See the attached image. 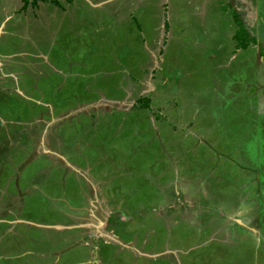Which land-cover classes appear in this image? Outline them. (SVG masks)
Wrapping results in <instances>:
<instances>
[{
    "label": "rangeland",
    "instance_id": "1",
    "mask_svg": "<svg viewBox=\"0 0 264 264\" xmlns=\"http://www.w3.org/2000/svg\"><path fill=\"white\" fill-rule=\"evenodd\" d=\"M140 1L115 3L130 6ZM167 1L160 6L159 15L158 6L144 4L139 8L143 12L135 11L133 19L126 18L125 10L114 4L110 10L119 11L123 18L108 8H85L87 14L78 18H82V27L85 21L81 22L91 18L84 27L89 33L74 34L78 18L68 32L60 28L59 17L47 21L41 15L29 37L23 18L16 16L7 23L10 34L2 36L0 50L14 52L15 58L24 62L8 67L9 72L18 74V83L14 77L6 78L0 68L2 115L15 109L21 112L18 119H32L40 105L41 111L56 113L60 103L53 91L57 72L43 66L38 74L30 59L32 53L40 51L48 53L50 61L58 58L60 63V46L69 43L78 47L76 60L81 71L65 81L63 90L81 103L89 98L97 102L92 118L84 116L86 110L79 105L70 113L77 117L73 125L65 115L52 120L48 131H39L33 122L32 129L16 131L21 120L7 123L2 118L1 161L10 156L6 168L17 165L14 171L22 170L18 177L0 185V264H264V128L260 125L264 126V117L258 111L259 124L245 118L251 105L247 98L255 95L256 89L241 85L239 102L245 105L239 109L219 94L220 84L209 75L215 68L213 42L219 44L220 40L206 41L208 49L197 50L186 35L195 32L189 24L200 26L197 19L203 20L206 7L201 12L197 7L192 12L184 9L187 16L177 22L180 33L175 31L180 38L172 45L167 61L162 63V57H157L154 76H150L151 71L142 73L148 69V50L143 51L142 41L126 33L138 31L136 25L141 29L147 18L149 24L156 21L161 49ZM47 4H53L52 9L60 7L54 2ZM218 8L223 11L222 6ZM228 9L226 6L225 12ZM217 15L210 17L208 31L215 29ZM240 17L238 13L233 38L237 44L247 48L250 42L260 50L264 29ZM68 23L65 18L64 26ZM44 25L48 30L41 33ZM77 27L80 29L79 24ZM64 32L74 40L61 39ZM169 33L168 29L165 46ZM49 35L54 40L47 43ZM144 35L150 36L145 28ZM150 41L151 37L146 39ZM259 50L257 60L264 64V48ZM240 58L235 65L240 64ZM136 60H143V65ZM160 73L165 83L157 85ZM137 74L142 76L138 84L130 79L138 80ZM260 85L257 81L258 110L264 103ZM175 87L181 91L177 96L170 94ZM15 90L31 95H27L31 97L28 100L34 105L27 106L22 102L28 103L27 96L20 98ZM140 96L149 100L150 107L146 101H136ZM110 97L125 102L113 105L123 112L104 114ZM35 98L44 103L37 104ZM154 99L163 110L152 106ZM213 106L219 114L210 112ZM178 111H182L179 121L191 124V131L170 128V117ZM205 168L210 175L202 174ZM1 171L3 175L7 172L5 168Z\"/></svg>",
    "mask_w": 264,
    "mask_h": 264
},
{
    "label": "crops",
    "instance_id": "2",
    "mask_svg": "<svg viewBox=\"0 0 264 264\" xmlns=\"http://www.w3.org/2000/svg\"><path fill=\"white\" fill-rule=\"evenodd\" d=\"M58 1V0H57ZM109 1V2H107ZM146 1V2H144ZM18 2H20L21 5H18ZM28 4L27 6H25L26 4L24 3V0H0V11L2 13V17L0 18V40L2 38L3 35H8L10 34V31L7 29V23L12 20L15 19L16 16L19 18H23L24 19V25L26 26V30L25 33L27 34V36L29 37L32 32V30L35 28L33 27L34 24H36V22H39L40 17L42 18L41 15H44L46 20L49 21V19H54L57 21L58 17L60 18V28L62 30H67L68 32H71V26L73 24V21H75L78 16L80 15H86L87 12H85V8L88 9L89 11H96V8H104V9H109L110 10V6L111 5H118L119 7L122 8L119 9L120 11L123 12V9L125 10V16L130 17L131 19H133L135 15V11L137 12H143L141 11L139 8L144 5V4H151L152 6H158L159 12L158 15L160 14V10H161V5L162 3H165V0H141L140 3H134L133 5L130 6H123L122 4H119V2L115 3V0H60L59 3L56 4H60L59 6H56V9H52L53 8V4L52 5H48L47 3H52L54 2L53 0H28L27 1ZM55 3V2H54ZM208 3L212 4V7L208 6ZM216 5L217 8H214L213 5ZM134 5H136V10H131L132 6L133 9H135ZM222 6L221 9H223V11H220L218 7ZM228 7V12H225V7ZM198 8V12H201L203 10V7H206V13L202 16L203 20H199L197 19V22L200 23V26L196 27V28H192L191 25L189 24L191 29H195V32H187L186 35L190 38H192L193 43H195V47L197 50L199 49H205L209 47V42L206 43V41H213L215 39H219L220 42L219 44H216L213 42V44L215 45V47L212 48L213 50V55L212 58L215 60L214 62V69L212 71V74L209 75V77L213 76L214 78L216 77V80L218 81V84H220V88H219V94H221V96L223 98H225L227 96V102L228 103H232L233 107L236 109H239L240 105H245L244 101H240L239 100L241 98L240 94H242L241 90V85H245L246 88H252L255 87L254 89H256V93L255 95L251 96L250 98H247L251 101V105L248 106V110L246 111V116L245 118L248 120H251V123L253 120H255L257 123L259 121V115L258 114V109L256 106V102H257V81L260 82V88H261V96L262 99L264 101V64L262 62H260L261 60H257L256 56L258 53V47L256 44H251L250 42L247 44V48L243 45V44H237V42L235 41V39L233 38V31L234 29H236V27L233 26L236 24L237 25V21L235 20V18H237L236 16V12H234V10L239 11L241 13V15L243 17H241L243 20L244 19H250L252 21V25L257 24V28L259 30L264 29V17H261V15L264 16V0H168L167 3L164 6V18H163V22H164V29H165V36L164 39H166L167 37V33H168V29H169V37H168V45L165 46V42L163 39V44H162V48H159L160 45V39L158 38V31H159V26L156 23V21H154V24H149L148 22V18L146 21L142 22V28L139 29V26L136 25V28H138V31L136 29H131L129 32L126 33V35L129 38H133L136 39V41H139V39L142 41L140 44L143 47V51L144 49L148 50L147 51V59L145 60L148 63V69H146L144 72L147 71H151V75L150 76H154L155 73V67L157 64V62H159L157 60V57L161 58L162 57V63H165L167 61V57H168V53L172 51V45L175 43V41H177L180 37L178 35V37L175 34V31L177 33L179 32V26L177 24V22L179 21V19L183 18L184 16H187V12L185 11H189L192 12L195 10V8ZM58 8H60V10H58ZM218 9V11H217ZM111 11V10H110ZM156 13V10L154 11ZM38 13V15H37ZM112 14L117 15L118 17H122V14H120L119 11L114 13L111 11ZM213 13H218V15L216 16V22H215V29L212 28L210 31H208V27H206L207 25H210V17H212ZM40 15V16H39ZM157 15V13H156ZM230 15V16H228ZM261 17V18H260ZM65 18H68L69 23L66 24V26H64V21ZM123 18V17H122ZM234 18V20H233ZM240 18V20H241ZM80 20H82V18H78L75 21L76 24V32L74 31V34H78L81 31H85L86 32H90V30L88 28H86L84 30V27L87 25V23L91 20V18H85L81 23H83V27L82 24L80 25ZM150 21V20H149ZM235 22V24H234ZM77 24H79L80 29L77 27ZM112 24V23H110ZM109 24V25H110ZM166 24L168 25V29H166ZM107 25V24H104ZM144 28L147 31V34H149L150 36L144 35ZM41 33L42 31H47V27H45V25L43 26V28H41ZM96 27H95V31H96ZM182 32V30H180ZM228 31H230L228 33ZM40 33V34H41ZM45 32H43L44 34ZM97 33V32H96ZM233 33V34H232ZM30 34V35H29ZM66 33L64 32L62 34L63 37H61V39H64V41L68 40H74L75 37H72L71 35H65ZM142 34V35H141ZM75 36V35H74ZM151 37V41L150 42H146V39L148 40V38ZM35 38V37H34ZM50 39H48L47 43H49L52 39V37H49ZM225 39V42H223V40ZM152 41H157L156 42V46H151ZM25 43H29L30 41H23ZM61 43V41H60ZM75 44L73 43H69L66 46H60V50L62 53H64V55L60 52V54H58V56L60 57V63L58 62L59 59L54 58V62L49 60V55L48 53H44V52H38V53H32V58L30 60H32L31 62L34 63L35 67L34 69L36 70V72L38 74H40V71H43V66L45 68L49 67V70H55L56 73V78L58 77V79L56 80L57 82H54V87H53V91L56 93V96H58L57 98L60 99V103H57L58 108L56 110V113H51L49 110L47 111H41V105L39 106V110L35 109V115H31L32 119H28V120H21L18 119L20 116L18 114V112H20L19 110L14 109L13 113L10 112V110L7 111L6 115H2V111H0V122L2 121V118L7 122H14V120H21V128L20 129H16V131L20 130L23 131L25 128H30L32 129L33 125H37L39 128V131H48L52 120H54L55 118H57L58 120H60L61 118H64L66 115V120H70L68 121L69 124L73 125L74 120L77 119L74 118L73 114H70L73 111V108H76V106H82L86 112L84 113V116H88V118H92V114L95 113L96 110V103L97 100H94L92 98H89L88 100H85L84 102L81 103V101H79L78 99H70L71 97L66 95V92L63 90L64 86H65V81L67 79H72L75 77H77L79 75V72L81 71V69L79 70L78 68H80L78 66V61L76 59L78 58V53H77V48L74 47ZM77 46V45H76ZM259 48L262 52L261 49L264 48V43H259ZM227 47V48H226ZM30 48V47H29ZM165 48V50H164ZM29 51L32 52V49H28ZM218 52V53H217ZM163 53V54H162ZM80 57L82 54V51L79 52ZM246 54V56H245ZM262 53H260L261 56ZM0 56H1V60H0V68L1 71H3L5 74V77H14L16 83H18L19 81V77L17 73H13L12 71L9 72L8 71V67L10 65H14L13 68L18 67V65L22 64V62L24 61H20L19 59L17 60L15 58V53L11 52V53H7L4 51V49L2 48L0 50ZM57 56V55H56ZM55 56V57H56ZM240 56H242L240 58ZM239 57V62L240 64H236L235 65V60L236 58ZM3 58V59H2ZM158 58V59H159ZM164 58V59H163ZM137 61V60H136ZM259 61V62H258ZM68 62H70L68 64ZM138 63H141V65H143V60H138ZM136 62V63H137ZM151 62V65H150ZM220 62V63H219ZM27 64V62H25ZM24 64V63H23ZM258 65V67H257ZM3 69V70H2ZM144 69V68H143ZM157 69V67H156ZM142 71V69H141ZM6 72H8V74H6ZM141 73V74H142ZM216 73V75H215ZM12 74H16L17 76H12ZM141 74H137V78H139L138 80L130 77V79H132L134 82H136L138 84V81L141 80L142 76ZM162 75L164 76V74L160 73L159 76L156 78L155 83L161 82V83H165L164 80L161 81V77ZM141 76V77H140ZM165 77V76H164ZM55 78V79H56ZM129 80V78H128ZM255 85H253V83ZM160 84V83H159ZM4 86V85H2ZM137 86V85H136ZM165 86V85H164ZM238 86V87H237ZM13 86H11L12 88ZM237 87V88H236ZM88 88V87H87ZM177 87L173 88L172 91H170L171 95L177 96L179 93H181V91L176 90ZM235 89H237L238 91L235 92ZM19 90V89H18ZM241 90V92H240ZM60 91V94L58 93ZM15 93H19L18 96L20 98H23L22 96L26 97L28 94H26L24 91L20 94V92H16V90L14 91ZM15 93H13L15 95ZM175 93V94H174ZM249 92H245V95H247ZM166 94L169 95L168 92H166ZM31 96V95H28ZM27 96V100L30 99L31 97ZM142 96L138 97L136 99V101H138ZM73 98V97H72ZM143 98V97H142ZM171 98V97H170ZM36 102L37 104H42L44 103V101L39 100L37 98ZM24 100V99H22ZM77 100V101H74ZM112 100V98L110 97L108 101H106V110L104 112V114H106V116H108L109 114H112L114 112H123L124 110L121 109H117L115 110L114 108V104H118L121 105L125 102L119 100ZM149 102V100H147ZM166 101V100H165ZM248 101V100H247ZM25 102L27 104V106H33L34 104L30 103V100L27 101H22ZM155 108H160V106H158L159 104H161L160 102H157L155 99L153 100ZM168 104V101H166ZM46 103V102H45ZM48 103V101H47ZM46 105H50L49 103ZM249 103V101H248ZM29 104V105H28ZM14 105H16L14 103ZM46 105H44V107H46ZM93 105V106H92ZM95 105V106H94ZM175 105H178L177 103ZM37 106V105H35ZM81 107V109H83ZM93 111H92V108ZM150 107V105H149ZM15 108V106H14ZM246 108V107H245ZM34 109V108H33ZM44 109V108H43ZM95 109V110H94ZM163 108H160L159 111L163 110ZM247 109V108H246ZM260 111H262V109H259ZM78 111H82L80 109H78ZM175 111V110H174ZM49 112L51 114V119L49 116ZM177 112V111H175ZM210 112H215L216 114H219V111L216 107H212L210 109ZM12 115H9V114ZM21 113V112H20ZM46 113V114H45ZM26 113H24L25 116ZM264 114V113H263ZM28 115H26L25 117H27ZM30 116V117H31ZM73 117V118H72ZM182 117V111H178V114L176 116L172 115L170 122L172 123V125L170 124V128L174 130V127L176 129H179L178 131H191V124H186V123H181L179 121V118ZM264 117L263 115H261V118ZM71 118V119H68ZM155 118V121H157V115ZM167 119V117L162 116V119ZM240 118V115H237V119ZM168 121V120H166ZM261 121V119H260ZM259 121V122H260ZM33 122V125L32 123ZM255 122V123H256ZM254 123V124H255ZM259 124V123H258ZM262 128H264V126L261 124ZM260 125L258 130H260ZM190 128V129H189ZM252 131V128L249 130ZM196 133V131H193ZM189 133V132H187ZM197 134V133H196ZM8 139V138H7ZM10 139V138H9ZM6 140V142H9V144L11 145V140ZM1 153V152H0ZM10 156H6L4 158V162L1 161L0 158V165L1 163H5L3 165V167H0V185L1 184H5L8 183V180L12 177V178H16L20 175L21 173V168H17L16 171H14L13 168H15L17 165H14L12 167L11 170H8L6 168L5 165H7L8 163V159ZM7 158V159H6ZM13 158V157H12ZM6 159V160H5ZM5 168L7 170V172L5 173V175H3L1 169ZM206 169V168H205ZM15 172H19L18 174ZM209 174V169H206L202 172L203 175L205 174ZM200 175V174H199ZM185 192L186 195V199L189 198V193ZM191 198V196H190ZM171 203V201H168L167 204ZM12 209L9 210V213L11 212ZM226 216H231V215H226ZM231 220V218H230ZM1 221V220H0ZM7 223H10L7 222ZM58 226V225H57ZM56 229V228H53ZM56 230H60V226L57 227ZM262 231V232H261ZM261 232L262 234L264 233V230L262 229ZM251 238V237H250ZM252 239V238H251Z\"/></svg>",
    "mask_w": 264,
    "mask_h": 264
},
{
    "label": "trees",
    "instance_id": "3",
    "mask_svg": "<svg viewBox=\"0 0 264 264\" xmlns=\"http://www.w3.org/2000/svg\"><path fill=\"white\" fill-rule=\"evenodd\" d=\"M28 0H24V3L26 4L25 6H27V4H28V2H27ZM55 3H59L57 0H53ZM237 11V10H236ZM238 13H240L239 11H238ZM238 13L236 14V16H238ZM241 14V13H240ZM242 17V16H241ZM240 17V18H241ZM243 19L241 18V21H242ZM166 29H168V25L166 24ZM139 101H146V107H149V105H148V103H147V100H146V98H140L139 99Z\"/></svg>",
    "mask_w": 264,
    "mask_h": 264
},
{
    "label": "flooded vegetation",
    "instance_id": "4",
    "mask_svg": "<svg viewBox=\"0 0 264 264\" xmlns=\"http://www.w3.org/2000/svg\"><path fill=\"white\" fill-rule=\"evenodd\" d=\"M261 17H264V16H263V15H261ZM261 17H260V18H261ZM261 108H262V111H260V110H258V111H259V112H261V115H263V116H264V114H263V113H264V103H263V105H262V107H261ZM2 142H4V141H1V142H0V151H2V149H3V148L1 147V144H2Z\"/></svg>",
    "mask_w": 264,
    "mask_h": 264
},
{
    "label": "clouds",
    "instance_id": "5",
    "mask_svg": "<svg viewBox=\"0 0 264 264\" xmlns=\"http://www.w3.org/2000/svg\"><path fill=\"white\" fill-rule=\"evenodd\" d=\"M242 16V15H241ZM243 17V16H242Z\"/></svg>",
    "mask_w": 264,
    "mask_h": 264
}]
</instances>
